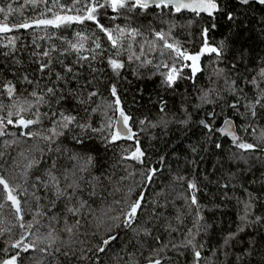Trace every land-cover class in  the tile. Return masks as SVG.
<instances>
[{
	"label": "trees",
	"instance_id": "trees-1",
	"mask_svg": "<svg viewBox=\"0 0 264 264\" xmlns=\"http://www.w3.org/2000/svg\"><path fill=\"white\" fill-rule=\"evenodd\" d=\"M219 2L223 10L214 17L163 7L119 13L100 8V23L125 30L119 49L110 47L91 21L0 33V118L6 122L11 112L14 121L0 141V174L18 186L14 194L21 201L23 216L21 221L8 204L0 209V261L19 253L17 264H149V259L196 264L194 251L198 250L199 264H264V6ZM0 7L5 8L9 25L51 18L61 11L52 0L35 7L27 0H0ZM48 7L52 12L41 16ZM204 28H209V45L221 54L202 56L200 71L193 76L190 68L183 67L190 62L174 61L156 33H165L169 43L195 53L204 42ZM131 29L138 32L134 38L128 35ZM77 32L88 37L80 51L71 47L78 42ZM114 35H119L118 30ZM96 42L101 48H95ZM109 58L124 62L119 75L112 71ZM173 62L182 71L169 87L163 82L169 68L162 65ZM41 64L48 67L41 71ZM9 84L15 89L12 97L7 95ZM112 85L119 107L131 117L132 139H109L108 124L115 128L119 115L107 108L115 100ZM32 92L43 96V101L37 103ZM92 92L96 95L90 96ZM29 105L30 111L20 112L21 106ZM67 115L75 121L63 128L62 116ZM20 116H39L40 123L23 129L15 123ZM225 119L236 122L238 141L216 131ZM22 131L37 135L21 136ZM47 136L52 139L45 140ZM240 142L255 149H239ZM137 146L144 153L143 163L129 158ZM32 161L37 163L27 169ZM49 170L59 180V197L45 180ZM72 181L80 185L74 193L67 187ZM190 183L197 188L190 189ZM193 193L195 205L190 199ZM141 196L135 221L125 227L123 213ZM70 207L79 212H69ZM108 235L117 239L105 252H97ZM22 236L35 248L25 252L13 247Z\"/></svg>",
	"mask_w": 264,
	"mask_h": 264
},
{
	"label": "snow or ice",
	"instance_id": "snow-or-ice-1",
	"mask_svg": "<svg viewBox=\"0 0 264 264\" xmlns=\"http://www.w3.org/2000/svg\"><path fill=\"white\" fill-rule=\"evenodd\" d=\"M27 3L31 4L33 7L37 6L39 3L47 4L48 0H27ZM234 3L244 6H251L252 4H258L260 6H264V0H234ZM53 6H58L60 8V12H53L51 18H36L32 19L31 22L25 21L22 23H13L9 25L8 23V16L5 14V8L0 7V33H8L19 29H29V28H40L43 26L44 28L48 27H55V28H61V27H70L74 23L83 24L85 21H91L93 22L96 27L99 29L100 32H102L105 36L107 41L110 42V47L119 49L123 47V45L120 43L121 39L125 36V30L123 28H120L119 26L116 27V29H109L105 27L102 23H100L97 12L98 9L104 8V9H111L113 12L119 13L120 10H126V11H132L133 9L139 8L142 10H146L150 7V5H155L156 8H169L172 7L176 12H180L182 9L184 10H191L192 12L199 15L200 13H206L209 17H214L215 13L222 11L223 8L221 6V3L219 0H68L66 4H62L60 0H52ZM77 5H81L80 7H77ZM13 9L9 5L8 12L11 13ZM46 12H52V7H48L45 9V12L41 13V16H44ZM75 12V15H69L68 13ZM63 13V14H61ZM116 17H111V19H115ZM227 18L229 20L233 19V14L231 12L227 13ZM212 28H215V24L213 23L211 25ZM119 32V35H114V31ZM208 33L209 28L202 29V37L204 38V42L202 44V47L195 53H189L187 49H182L177 43H169L165 39V33L163 32H157L156 36L161 40L164 41V48L170 50L171 54L174 57V61H189L190 63L184 64L183 67H188L191 69V74L194 76L198 71H200L199 67V61L202 56H204L206 53H215L217 56L221 54L220 49L218 47L210 46L208 43ZM138 34L136 29H131V31L128 33V35L132 36L133 38ZM170 34V33H169ZM76 36L78 38L77 43H72L71 47L72 49L76 51H80L84 48L83 41L87 40L88 37L82 35L80 32L76 33ZM95 48L99 49L101 48V44L99 42L95 43ZM163 55V53H161ZM44 56H48V52L43 53ZM116 55L119 56L120 52L117 51ZM94 58V57H93ZM139 59V57H136ZM129 60H131V56L128 57ZM151 61H149L150 63ZM108 63L112 69V71L119 75V71L125 67L124 62L118 60L109 58ZM160 65H158L159 67ZM163 67L169 68V71L164 74V83L168 85L169 87L173 86L176 79L180 75V71H182V68H177L176 63L173 62L171 65L167 63H163ZM48 67L47 64H41L40 70L44 71ZM68 71H71V68L68 69ZM26 79V78H25ZM49 93L53 92V89L49 88L47 89ZM15 89L14 86L9 84L7 87V95L9 97H12L14 95ZM32 96L37 98V103H40L43 101V96H39L36 92L31 93ZM96 93L92 92L90 93V96H95ZM111 95L115 97V100L109 104H107V108H110L113 110V112L119 113V118L117 119V126L114 128L112 123L108 124V128L111 130L109 139L111 141H116L122 136L127 137L128 139H132L133 133L131 132V129L128 128V121L131 119L130 116L126 115L123 108L119 107L120 105V99L117 96V89L115 85L111 86ZM207 95V94H206ZM32 105H29L27 109H25L23 106L20 107V112L23 111H30ZM99 108V105H97ZM233 108H235V105H232ZM163 110V109H162ZM19 115V112L17 113ZM252 115H255V111H252ZM9 118L5 122L3 118H0V137H3L7 135V125H12L14 121L10 118L12 116V113H8ZM62 127L68 128L70 124H72L75 121V117L71 115L62 116ZM16 126L22 127L23 129H29L31 125L40 123L39 116H37L36 119H24L23 116H20V118L15 122ZM200 123L206 128L209 132H212L213 129L209 123H206L205 121H200ZM233 122L229 119L224 120V127L216 129L217 132H220L224 135L230 136L233 140V142L238 141L240 138L235 134V131L233 129ZM80 127H84L83 125H80ZM114 129V130H113ZM93 131H96V129H93ZM51 132L53 135L56 134V129H51ZM15 135V134H13ZM21 136H34L37 135V133H34L32 131L29 132H21ZM45 140H51V136L44 137ZM80 142V141H78ZM10 142L4 141V145H8ZM11 143H15V141H12ZM139 144V141H137V145ZM217 148L220 147L219 144L216 145ZM236 147L243 150H254L255 145L251 143H244L240 142L236 144ZM144 156V153L141 151V149L137 146L135 151L131 153V156L129 158L135 159L140 163H143L142 157ZM3 157V153L0 152V158ZM72 159H76L75 156L72 157ZM88 162H91V157L88 158ZM36 161H32L29 164L26 165L27 169H31L34 164H36ZM2 168V166H0ZM85 168L81 167L80 171H84ZM155 169H149L150 173H154ZM72 175L75 176V170L72 172ZM14 179V177H12ZM25 181L27 180V171L24 173ZM36 180H40L41 178L39 176L35 177ZM65 180H68V177H64ZM148 180L151 179V175L147 177ZM45 180L53 184V187L56 189V196L59 197L62 194V190L58 187L59 180L58 178L52 174L51 170L45 173ZM42 187H47L46 183H41ZM18 186H14L10 184L9 178H6L5 175L0 174V200L3 201V203H0V209H3L5 207V204H8L10 208H14V215L17 216L21 221L23 220V216L20 215L22 212L21 208V201L18 198L17 195L14 193L17 191ZM67 187L73 188V193L75 192L76 188H79L80 185L76 183L75 181H72L71 183L67 184ZM190 189H196L197 186L195 183L189 184ZM64 196L66 199H70L71 197L64 193ZM143 197H139L135 202H133L130 205V208L127 212H124V220L123 225L125 227H131V224L134 222L138 209L141 207V200ZM191 203L193 205L197 204V199L195 194L193 193L190 197ZM10 202V203H9ZM55 203V202H53ZM83 202H81L80 207H83ZM69 212H73L74 214H77L79 212V208H69ZM41 213H38V215ZM114 219H119V217H116ZM257 220L260 218L257 217ZM37 223H39L37 221ZM77 223H79L77 221ZM21 228H25L24 223H20L19 225ZM116 227H119V225H115ZM32 225L28 224L27 228H31ZM111 227H109V231H111ZM71 231V229H69ZM241 231H243V228H241ZM51 235V233H49ZM117 239L116 235H108L107 238H102L100 245L96 247L97 252H105L107 246L114 240ZM25 237H21L18 241H16L12 246L18 249H21L22 251L27 252L29 249H34L35 244L34 243H24ZM188 244L191 245L193 248H195V245L192 244V241L189 240ZM50 247V246H49ZM59 251V249H56ZM41 252H46L47 249H40ZM19 253H17V256ZM17 256H12L9 259L0 261V264H17ZM194 256L196 258V264H199V258L201 256L200 251H194ZM149 264H161V261L159 259L151 260L149 259Z\"/></svg>",
	"mask_w": 264,
	"mask_h": 264
},
{
	"label": "water",
	"instance_id": "water-1",
	"mask_svg": "<svg viewBox=\"0 0 264 264\" xmlns=\"http://www.w3.org/2000/svg\"><path fill=\"white\" fill-rule=\"evenodd\" d=\"M150 7H155V5H150ZM149 7V8H150ZM169 8H172V7H169ZM172 9H174V8H172ZM179 13H191V14H196V13H194V12H192L191 10H184V9H182ZM218 13V12H217ZM216 14V13H215ZM199 15H205V16H208L206 13H200ZM209 17V16H208ZM119 118V115L117 116V119ZM117 119H116V122H117ZM229 120H231L232 122H233V129H234V131H235V134L238 136V137H240V135H239V131H238V127H237V124H236V122L233 120V119H229ZM117 126V124L115 123V127ZM128 126V125H127ZM221 127H224V122H223V124H222V126ZM128 128H130L129 126H128ZM8 130V127H7V129H6V131ZM222 134V133H221ZM224 137H226V138H228L229 140H231V141H233L232 140V138L230 137V136H227V135H224V134H222ZM6 136V135H5ZM5 136H3V137H0V141L5 137ZM123 138H127V137H124V136H122ZM139 210V209H138ZM138 213V212H137ZM136 217H137V215H136ZM136 219V218H135ZM135 221V220H134Z\"/></svg>",
	"mask_w": 264,
	"mask_h": 264
}]
</instances>
